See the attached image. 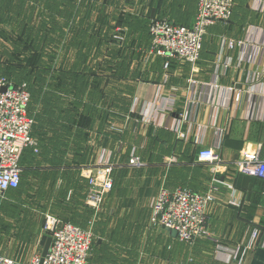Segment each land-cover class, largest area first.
I'll return each mask as SVG.
<instances>
[{"label":"crops","instance_id":"1","mask_svg":"<svg viewBox=\"0 0 264 264\" xmlns=\"http://www.w3.org/2000/svg\"><path fill=\"white\" fill-rule=\"evenodd\" d=\"M157 2L160 3L152 0L153 6ZM58 7L63 9L58 4L50 8L58 10ZM162 7L168 9L166 5ZM196 10V3H193L185 24L192 23ZM149 17V21L163 17L180 24L178 18L165 10L158 15L151 12ZM229 41L236 43L232 49L225 47ZM227 59L231 63L223 73L222 66ZM168 63V68L164 69V60L149 55L147 50L140 61L131 64V76L140 75L139 79L136 77L130 81L128 113L116 120V129L113 130L117 138L113 144H106V127L103 133L90 131L93 148L98 150L97 160L108 152L117 157L116 152L110 150H127L124 166L132 176L133 196L142 193L150 200L149 204L160 187L210 193L212 201L206 210L208 236L199 239L192 248L177 245L181 253L178 264H264V178L241 174L236 167L244 148H260L264 155V0H234L230 20L207 29L199 60L194 65L177 59ZM190 81L196 84L191 86ZM153 86L159 89L160 103L153 102L156 91ZM116 87L121 88V85ZM238 93L240 97L236 101ZM190 99L196 104L193 109L188 102ZM145 114H149L150 123L142 120ZM185 114L186 118L191 115V122L183 120ZM180 120L183 123L179 131H174ZM211 147L221 158L219 165L197 160L202 148ZM133 150L142 165L138 168L127 164ZM170 150H177L176 157ZM186 153L190 157L186 158L187 161L181 160L180 155ZM114 158L110 157V160ZM170 158L186 164L191 159L184 175L186 181L183 176L171 180ZM197 168L205 174L197 172ZM89 174L86 171L83 177L87 178ZM213 178L228 183L232 189L214 185ZM256 229L257 236L251 242ZM162 231L167 240L172 238L170 232ZM39 239L35 247L40 250ZM217 251L225 253L217 256ZM235 251H239L236 261L225 258L226 253ZM145 262L154 264L160 261Z\"/></svg>","mask_w":264,"mask_h":264},{"label":"rangeland","instance_id":"2","mask_svg":"<svg viewBox=\"0 0 264 264\" xmlns=\"http://www.w3.org/2000/svg\"><path fill=\"white\" fill-rule=\"evenodd\" d=\"M51 1L53 6L58 4L63 9L58 7V10H54L56 9L54 7L51 11L49 7ZM65 1L0 0V76L10 78L16 85L26 86L32 97L29 107L31 111L33 91H37L38 107L40 106L39 108L44 111L46 104L43 97L45 93L50 92H54L53 94L58 98L57 103L61 105V111L68 105L72 106L70 103L75 102L76 98L73 94L64 97L62 93L64 91L61 89L63 84H74L76 80L73 75L64 74L66 71H75L84 75L88 81L86 94L91 90L101 89L100 100L106 103L107 99L111 98L109 90L117 83L113 80L111 71H106L102 65L103 61L107 60L104 57L109 55L108 51H115L113 47L118 49L122 46H130L135 54L139 52L142 56L147 52L146 28L152 12V0L150 2H147L149 0H67L69 8L73 11V16L70 18L69 12L68 17L65 16L63 3ZM89 5H92L91 9H95V6L100 7L103 10L100 12L103 14L106 12L113 14L114 20L119 16L136 18L139 21H136L137 23L134 21L133 24L138 32L132 33L129 27L120 22L121 19L119 23L114 22L117 25L111 34L106 31L108 27L105 22L100 23V31L95 34L98 15L97 11H92L88 18V12L86 13L84 9ZM170 5L171 3L168 2L166 7ZM191 5L185 0V9ZM51 18H57L55 24H52ZM42 26L48 27L51 43H40V37L43 35ZM75 28H79V36L84 34V41L92 36H98V41L102 45L100 49L96 51L95 46L89 49L90 46L84 41L77 44L75 39L74 46L66 49L71 42L70 39L74 38L72 31ZM118 36L122 41L117 38ZM82 43L83 45L80 46ZM40 45L45 46L42 48ZM35 47L41 48L38 51L43 52L40 55L41 62L39 61L38 64L33 57ZM30 58L32 62L28 66L26 62ZM95 65L97 67L93 68ZM86 94L83 97L88 99ZM99 105L102 108L105 104ZM94 106L97 108V102ZM116 110L110 106L108 113L111 116H107L106 119L107 133H112L116 129L115 123L118 119L115 115ZM54 114L42 116L39 119L41 124H34L32 138L36 152H32L34 155L31 156L32 163L24 166L20 189L6 199L0 198V254L10 257L15 264H25L34 254L41 252V249L35 247L36 240L40 237L45 216L50 214L71 221L82 229L90 230L94 241L101 240L100 242L105 245L102 249L104 256L101 254L102 251L99 256L101 264H148L145 261L149 260L160 261L154 264H161V261H164V264H168L167 262L178 264L181 256L178 247H174L173 251H167L170 244L178 241L167 240L162 228L150 226L148 222L150 200L142 193L133 196V186L130 183L132 176L129 174L130 170L124 166L128 151L110 150L117 155L114 158L113 154L109 153L110 157L114 158L110 163L115 185L105 196L102 206L95 210L86 202L88 177L84 178L83 173L87 171L90 173L89 176L96 175L100 170L97 167L98 150L93 148L94 143L90 138L86 141L87 135H82L86 129L82 128L80 131L82 134H78L76 124L78 115L73 124H65L62 120L65 117L60 112ZM45 118L68 128L67 142L64 141L66 138L60 141L57 150H44V143L40 142L39 137H43L45 130L48 132V127L46 128L44 124ZM33 121L35 122V119ZM37 130L39 136L35 137ZM81 138H85L83 147L77 146V142L80 141L79 144L82 142ZM107 138L109 140L111 136ZM45 144L48 147L46 141ZM86 146L88 149L90 147V150H86ZM131 153L132 151L129 155ZM129 161L130 156H128V165ZM169 161L170 164L178 162L176 158H170ZM200 172L204 173L203 170ZM95 254L93 248L88 264H95L92 261L96 259ZM105 254L109 261H106Z\"/></svg>","mask_w":264,"mask_h":264},{"label":"built area","instance_id":"3","mask_svg":"<svg viewBox=\"0 0 264 264\" xmlns=\"http://www.w3.org/2000/svg\"><path fill=\"white\" fill-rule=\"evenodd\" d=\"M196 14L190 26H181L170 23L164 19H152L149 24L150 48L149 55L164 60L163 67L167 69L171 59H177L189 65H194L200 57L202 41L207 29L216 23H226L230 20L234 0H195ZM119 40L122 38L118 36ZM236 43L229 41L225 47L232 49ZM227 59L222 66L223 73L230 66ZM191 86L196 83L189 82ZM153 102L160 103L161 96L156 86ZM232 92V90H230ZM229 91V92H230ZM234 93V91L232 92ZM240 94H236V101ZM150 101V100H149ZM192 109L195 103L190 99ZM30 93L23 84H14L11 80L0 77V198L4 199L9 191L19 187L21 181L20 158L27 148L35 149L32 138L33 119L29 116L28 107ZM148 103V102H147ZM163 106V108H165ZM134 111L133 113H135ZM157 109L154 113L157 114ZM154 114V115H155ZM187 114V113H186ZM183 120L191 122L189 115ZM145 123H150L149 114L142 115ZM182 120L174 126V131H179ZM138 124V122L136 123ZM185 137V136H184ZM197 160L201 163L219 165L221 158L214 148H202L197 154ZM109 152L101 155L97 160L100 169L95 175L88 176L87 204L98 210L105 196L113 188L111 176L112 164ZM129 165L138 167L140 159L135 150L130 155ZM239 173L264 178V155L260 148L254 150L242 149L240 160L236 162ZM214 185L219 184L232 189L231 185L212 179ZM212 201L210 193L197 194L184 188L168 190L160 187L156 196L150 203L149 223L153 227L176 232V239L180 243L192 244L193 242L208 236L206 228V210ZM238 206L237 203L231 202ZM257 229L252 234V241L257 236ZM41 235L51 239L46 256L41 261V253L34 254L27 264H87L93 234L90 230L82 229L69 222H63L53 215H46L41 226ZM252 245V244H251ZM239 251L225 255L232 261L237 260ZM225 252L217 251L216 255ZM228 255V257H227ZM0 264H15L8 256L0 254Z\"/></svg>","mask_w":264,"mask_h":264},{"label":"trees","instance_id":"4","mask_svg":"<svg viewBox=\"0 0 264 264\" xmlns=\"http://www.w3.org/2000/svg\"><path fill=\"white\" fill-rule=\"evenodd\" d=\"M48 1H50V0H48ZM168 1L169 0H160V3L159 2H157V4L155 3V5L153 6V9H152V12L154 13V15L155 14L158 15V13L162 12L163 10L169 11V15H173L180 20V24H178V25L190 26L191 24L190 25L185 24L184 20H185V18H187L191 15V13L189 12L191 6L187 9H185V7H184L185 0H172L171 5L168 7V9H165L162 6L166 5ZM187 1L189 2V4L196 3L195 0H187ZM63 3L67 7V9L65 10V16L68 17V12H69V18L72 17L73 11L69 8V6L67 4L68 3L67 0ZM49 6L50 7L53 6L52 1L49 3ZM91 7H92V5H89V7L84 9V10L86 13L88 12V18H89V16H91L92 11H95V12L97 11L96 13L98 16H97V25H96L95 34L100 31V23L102 24L103 22H105L106 26L108 27V29H106V31L110 32V34H111V31L116 28L117 24L115 25V23H119V21L121 19L122 20L120 22L123 23L124 26L129 27V29L131 30L132 33L138 32V30L134 29V24H133L134 21H135V23H137L136 21H139V20H136V18L129 17V16L121 18V16H119L116 20H114L113 14H111V13L109 14L107 12H106V14H103L100 12V11H103L102 9H100V7L96 8V6H95V9L94 8L91 9ZM50 10L52 11V8H50ZM83 17H84V15H83ZM83 17L81 18L82 21L84 20ZM53 19L54 18H51L52 24H53ZM153 19H164V20L169 21L172 24H175L174 21H172L170 19H165L163 17H158V18H153ZM150 21L148 22V25L146 28V34L148 36V40L146 41L147 50L150 48V37H149V33H148ZM111 25H113V26H111ZM175 25H177V24H175ZM42 27H43V30H42L43 35L40 37L41 38L40 43H45V44L51 43L52 41L50 40L49 35H48V31H49L48 27L47 26H42ZM72 32H73L74 38L72 40L70 39L71 42H70V44L67 45L66 49H68V47L74 46V44H73L74 39L76 40L75 43H77V44L84 41V38H83L84 34H82V36H79V33H80L79 28H75ZM98 40H99L98 36H92V38H89V40L84 41V43H86L87 45L90 46L89 49H91L93 46H95L96 51H97L98 49H100V46H102ZM110 40L112 42L111 37H110ZM82 45H83V43L80 44V46H82ZM40 46L43 48L45 45H40ZM128 47H129V49H128ZM113 48L115 49V51L109 50L108 51L109 55L104 57L107 60L103 61V64H102L106 71H111V74L113 75V80H116V82H117L115 85L112 86V88H111L112 90L111 89L109 90V93H110L109 97H111V98L107 99L106 103H104L103 100H100L102 97V93H101L102 90L101 89H94V90H91L89 92V94H86L88 81H86V78L84 75H81L80 73H75V71H71V72L66 71L65 73L63 72L64 74H68L69 76L73 75L76 82H74V84L73 83L72 84H68V83L63 84L61 91H64V92H62L64 94V97L66 95L73 94V96L76 98V101L70 103V104H72V106L68 105V107L66 109H62V111H61L60 110L61 105L59 106V104L57 103L58 98L55 97V95L53 94L54 92L53 93L52 92L45 93L43 100L45 101V104H46V106H45L46 110L44 111V109L42 110L41 108H39L40 106L38 107V102H37L38 98H37V94H36L37 91H33V108H32V111L34 113V116H33L31 109L29 108L30 103H29V107H28L29 116L33 120L35 119V122L33 121L34 123L32 126V131L34 128V124L36 123L37 125H40L41 121L39 119H41L42 116L45 117V115H47V114L51 115V114L60 112V114H62L65 117L64 119L62 118V120L65 121V124H73L74 119H76V117L78 115L77 122H76L77 129H78L77 132H78V134H80L81 133L80 131L82 128L86 129V131L83 134L82 133L81 134L83 136H84V134H85V136L87 135V138H86V141H87L88 138H90L89 137L90 131L94 130L96 133H103V129L105 127H107V122H106L107 116L108 117L111 116V114L108 113L110 106L117 109L115 112V115L118 118H122V116L124 114L128 113L127 110H128V106H129L128 103L129 102H128L127 94H129L131 92L130 81H134L136 79V77H138V79H139V75H140L139 73H137L138 76H133V75L131 76L129 69H130L131 64L134 61H140L141 60V53H139V52L137 54L133 53L132 50L130 49V46H122L121 48H118V49L116 47H113ZM38 50H41V48L39 49V47H35V49H34L35 52L32 50L34 53L33 57H35V59H36V64H38L39 61L41 62L40 55L43 53L42 51H38ZM110 51H112V52H110ZM157 58H159V57H157ZM31 62H32V58H30L28 60V62H26V63L28 66H30ZM96 67H97L96 65L93 66V68H96ZM72 68H74V65L72 66ZM0 77H5V78L10 80V78H8L6 76H0ZM72 85H74L72 87L73 90L71 89ZM118 85H121V88H117V87L115 88V86H118ZM49 89L51 91V88H49ZM85 94L89 100L87 98L85 99L83 97ZM103 97H105V96H103ZM31 99H32V97L30 96V102H31ZM84 99H85V101H84ZM87 100H88V103H87ZM96 102H97V108H95V106H94V104H96ZM74 103H78V104H74ZM101 103L105 104L102 108L99 107L100 106L99 104H101ZM97 119L99 120V123L96 122ZM44 121L43 122L45 124V127L46 128L48 127V132L45 130V134L43 135V137L42 136L39 137L40 142L44 143L43 144V146L45 147L44 150H57V146L61 144L60 141H63V139L66 138V140H64V141L67 142V136H68L67 129L68 128H66V126H62L61 124H58L57 122H54V120H52V119L45 118ZM95 124H97V127H95ZM47 134H48V136H47ZM78 134H77V136H78ZM31 135H32V133H31ZM38 136H39V132L37 130L35 137H38ZM105 136H106L105 141H107L106 144H113V142L117 138V136H115V134L113 132L112 133L108 132L105 134ZM110 136H111V138L108 140L107 137H110ZM84 139L85 138H81L82 142ZM45 141L48 144V147L45 144ZM66 142H64V143H66ZM79 142H77V146L81 145V147H83L84 142L83 143L81 142L80 144H79ZM75 146H76V144H75ZM85 149L90 150V147L88 149V147L86 146ZM32 152H33V149H29V148H27L23 151L21 158H20V167H21L22 172H21V181H20L19 187L14 191L7 192L4 199H6L7 196H11L12 193L17 192L20 189L22 179H23V175H24V171H25V167L28 166L29 164H31L33 161V158L31 156H34V155ZM170 152H173V154L175 155V156L173 155V157H176L177 150H170ZM180 157H182L181 160L187 161L186 158H188L190 156L186 153V154H181ZM190 160L188 161L187 164L178 160V162H175L176 164L173 163L170 165V171L172 174L170 176L171 180H172V178L177 180L182 176L185 178L184 175L187 174V171H188L187 168H189L188 167L189 163L190 164L192 163V162H190ZM200 170H201L200 168H197V172ZM184 181H186V178ZM114 185H115V181L113 179V188H114ZM113 188H112V190H113ZM169 190H171V189H169ZM60 220L63 222H69L73 225H76L73 222L68 221L66 219H60ZM168 240L171 242L178 241L177 239H172L170 237L168 238ZM97 241L98 240L93 242L87 264L89 263L93 248H95V251H96V254H95L96 259H95V261H94V259L92 261L95 264H101L99 256H100V252L102 251V249L105 245H103L101 242L97 243ZM197 241H199V240H197ZM197 241L193 242L192 244H184V243H180L179 241L173 242L172 244H170L171 246L169 248H170V251H173L174 247H177V245H180V244H182L184 246L186 245L187 247L192 248ZM101 254L104 256L103 251L101 252ZM105 257L107 258L106 261H109V258L106 256V254H105Z\"/></svg>","mask_w":264,"mask_h":264},{"label":"water","instance_id":"5","mask_svg":"<svg viewBox=\"0 0 264 264\" xmlns=\"http://www.w3.org/2000/svg\"><path fill=\"white\" fill-rule=\"evenodd\" d=\"M166 231L170 232L172 238H176V232L174 230H172V231L166 230ZM99 242H100V240L97 241V243H99ZM50 243H51V239L48 236H46V235L40 236L38 245L41 248V261L46 256L48 249H49V246H50Z\"/></svg>","mask_w":264,"mask_h":264}]
</instances>
